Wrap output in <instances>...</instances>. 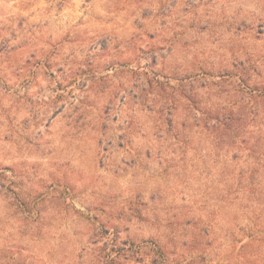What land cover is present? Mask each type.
Wrapping results in <instances>:
<instances>
[{"label": "rangeland", "instance_id": "1", "mask_svg": "<svg viewBox=\"0 0 264 264\" xmlns=\"http://www.w3.org/2000/svg\"><path fill=\"white\" fill-rule=\"evenodd\" d=\"M0 264H264V0H0Z\"/></svg>", "mask_w": 264, "mask_h": 264}, {"label": "trees", "instance_id": "2", "mask_svg": "<svg viewBox=\"0 0 264 264\" xmlns=\"http://www.w3.org/2000/svg\"><path fill=\"white\" fill-rule=\"evenodd\" d=\"M227 121H228V120H227ZM223 124H225V125H226L227 123H223ZM227 126H228V124H227ZM242 141H243V140H242Z\"/></svg>", "mask_w": 264, "mask_h": 264}]
</instances>
